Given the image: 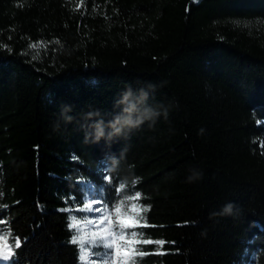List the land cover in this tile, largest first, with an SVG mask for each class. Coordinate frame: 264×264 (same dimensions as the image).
Instances as JSON below:
<instances>
[{
	"label": "trees",
	"instance_id": "1",
	"mask_svg": "<svg viewBox=\"0 0 264 264\" xmlns=\"http://www.w3.org/2000/svg\"><path fill=\"white\" fill-rule=\"evenodd\" d=\"M91 201L143 208L129 264H264V0H0L7 264H86Z\"/></svg>",
	"mask_w": 264,
	"mask_h": 264
},
{
	"label": "rangeland",
	"instance_id": "2",
	"mask_svg": "<svg viewBox=\"0 0 264 264\" xmlns=\"http://www.w3.org/2000/svg\"><path fill=\"white\" fill-rule=\"evenodd\" d=\"M95 205L94 202H90L91 211L96 214V216L92 219H90L86 223H79L80 227V237L83 241V253H86L85 258L83 259V262L86 264H129L130 260L134 257V253L129 251V249L135 250V243H130L131 241L137 239L133 237L130 231H128L130 228L133 227H123V224L131 223V220L124 218L126 216L136 218L137 212L133 209H140L138 215L139 217H142L143 214V208L138 203H133L130 210L127 214L123 215L120 213H111L109 211L103 210V209H94L93 206ZM104 217H107L106 219H103ZM123 218V219H121ZM103 219L102 223H99V221ZM143 222L142 219H136V226L141 225ZM134 226V227H136ZM101 230H105L106 232L114 233L113 236H93V233L100 232ZM123 235L125 237L124 240H120L119 237ZM113 238L116 239L117 244L119 245L120 252L117 253V248L115 246L111 247L110 249L104 246V243H102L103 240H112ZM8 244H10V241L8 239ZM11 245V244H10ZM103 246V248H106L107 251L111 252V257H106L104 259H101V256L99 253L94 252V248ZM13 251V250H12ZM10 260V259H9ZM7 260L6 262H9ZM2 259H0V263H2Z\"/></svg>",
	"mask_w": 264,
	"mask_h": 264
},
{
	"label": "snow or ice",
	"instance_id": "3",
	"mask_svg": "<svg viewBox=\"0 0 264 264\" xmlns=\"http://www.w3.org/2000/svg\"><path fill=\"white\" fill-rule=\"evenodd\" d=\"M139 198V194H137V199ZM134 211L137 212V217L134 219L132 217H124V218H127L129 220H131V223H128V224H123L122 223V226L123 227H134L136 226V219H142V217H139L138 213L140 211V209H133ZM146 210V209H144ZM115 211L117 213H120L121 212V207H117L115 209ZM107 217H104L103 219H106ZM103 219H101L99 221V223H102L103 222ZM123 219V218H121ZM2 223H5V221L3 220H0V224ZM114 233H111V232H106L105 230H101L100 232H97V233H93V236L96 237V236H100V237H104V236H113L114 237ZM133 237L136 236V233H132L131 234ZM9 236H10V232L8 235H0V259L4 260V261H7L11 258V256L13 255V251H12V245L8 244V239H9ZM81 239L80 236H73L72 238V243H77L79 240ZM120 240H124L125 237L123 235H121L119 237ZM137 241L133 240L131 241L130 243H135ZM147 243H151L152 241H146ZM102 243H104V246L107 247V248H111L113 246H115L117 248V253L119 254L120 252V248H119V245L117 244V241L115 238H113L112 240L108 241V240H103L102 239ZM156 243L160 244V245H163L164 244V241H156ZM20 244H21V241L19 238H14V246L16 248H19L20 247ZM129 251L133 252L135 254V250L134 249H129ZM85 255L86 253H83L82 252V255H81V259L83 260L85 258ZM106 257H111V252L110 251H106L102 254L101 256V259H104Z\"/></svg>",
	"mask_w": 264,
	"mask_h": 264
},
{
	"label": "clouds",
	"instance_id": "4",
	"mask_svg": "<svg viewBox=\"0 0 264 264\" xmlns=\"http://www.w3.org/2000/svg\"><path fill=\"white\" fill-rule=\"evenodd\" d=\"M131 92L126 93V97L130 96ZM144 111L150 112V115H159L158 112L145 109ZM125 115L123 117H118L113 122H110L108 125L109 137L118 136L125 133V129L131 130L132 128L138 126L139 123H142L143 120L140 118L141 112L138 108L135 107L134 102L129 101L124 109ZM95 133L97 138L104 136V127L100 124H97L95 127ZM198 178V176H190L189 180ZM231 209V205H225L223 212L227 213Z\"/></svg>",
	"mask_w": 264,
	"mask_h": 264
},
{
	"label": "bare ground",
	"instance_id": "5",
	"mask_svg": "<svg viewBox=\"0 0 264 264\" xmlns=\"http://www.w3.org/2000/svg\"><path fill=\"white\" fill-rule=\"evenodd\" d=\"M1 262H2V263H0V264H7V263H8V262H6V261H4V260L1 261Z\"/></svg>",
	"mask_w": 264,
	"mask_h": 264
}]
</instances>
